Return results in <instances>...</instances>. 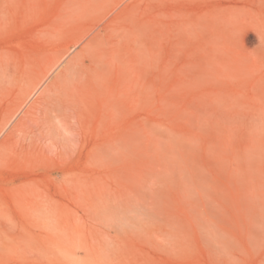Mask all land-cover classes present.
<instances>
[{"label":"rangeland","instance_id":"374dc122","mask_svg":"<svg viewBox=\"0 0 264 264\" xmlns=\"http://www.w3.org/2000/svg\"><path fill=\"white\" fill-rule=\"evenodd\" d=\"M0 264H264V0H0Z\"/></svg>","mask_w":264,"mask_h":264},{"label":"bare ground","instance_id":"6f19581e","mask_svg":"<svg viewBox=\"0 0 264 264\" xmlns=\"http://www.w3.org/2000/svg\"><path fill=\"white\" fill-rule=\"evenodd\" d=\"M114 35H116L114 33V28H111L109 30L108 40L106 39L107 47L103 48L105 49L104 52H102L101 47L98 46L99 42L95 44L92 43L88 47V49H90L87 51L88 63L83 61L84 57L81 60L76 59L69 63L68 66L57 75L55 82L51 86L52 89L44 96L42 102H39L34 106L33 110L31 109L29 111L30 124L36 125L40 120L39 118L44 115L48 116L54 112L65 114L76 111L82 99L84 89L95 83L93 80H99L103 76L107 66L113 60L114 56L111 53H113L115 44L111 36L113 37ZM37 83L39 84V81ZM36 86L37 85H34L30 94L28 93L29 96L32 95ZM23 130L20 131L24 133ZM21 135V139L25 140V137H23L24 135ZM18 139L20 138H17V140ZM102 158H105V152L102 154Z\"/></svg>","mask_w":264,"mask_h":264}]
</instances>
